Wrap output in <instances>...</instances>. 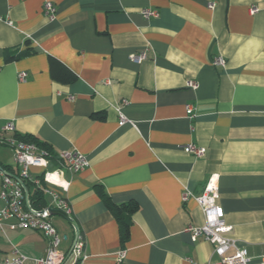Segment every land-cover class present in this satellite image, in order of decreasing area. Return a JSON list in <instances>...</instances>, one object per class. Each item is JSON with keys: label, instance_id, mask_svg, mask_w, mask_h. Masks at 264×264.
Listing matches in <instances>:
<instances>
[{"label": "crops", "instance_id": "1", "mask_svg": "<svg viewBox=\"0 0 264 264\" xmlns=\"http://www.w3.org/2000/svg\"><path fill=\"white\" fill-rule=\"evenodd\" d=\"M46 1L55 6L52 21L43 15ZM142 10L158 16L145 19ZM28 50L5 61L6 54ZM142 51L141 64L129 60ZM50 57L76 81L52 80ZM218 58L224 66L213 65ZM189 81L197 89H189ZM186 105L193 106L192 118ZM119 114L127 124L118 125ZM7 123L14 136L34 138L55 157L41 174L28 168L38 174H29L34 179L61 169L56 158L63 151L88 160L81 172L63 171L66 191L52 188L68 203L77 228L50 216L60 253L70 251L78 234L88 256L83 264H118L120 251L121 264L217 263L212 246L186 232L204 224L192 196L216 175L228 237L260 264L264 0H0V167L13 176L18 169L4 141L11 134L1 131ZM189 145L204 148V156L184 152ZM24 187L28 197L37 188ZM43 195L47 209H55ZM105 198L137 206L124 242ZM46 247L37 231L0 228V264L15 252L24 264H36Z\"/></svg>", "mask_w": 264, "mask_h": 264}, {"label": "built area", "instance_id": "2", "mask_svg": "<svg viewBox=\"0 0 264 264\" xmlns=\"http://www.w3.org/2000/svg\"><path fill=\"white\" fill-rule=\"evenodd\" d=\"M210 8L213 4H209ZM255 8L250 12L255 13ZM145 19H152L158 16L155 10H142ZM43 15L52 21L55 15V6L51 2H44ZM129 60L135 64H141L147 59V52L131 53ZM224 60L218 58L213 61L214 66H224ZM27 75L18 74V80L24 82ZM187 87L191 90L197 89L195 82H187ZM126 104V102H123ZM185 112L188 118L193 116V106L186 105ZM128 121L119 114L118 125L123 126ZM2 133L11 134L10 138H2L13 150L14 165L18 169L17 176H11L0 167V200L4 202V207L0 208V228L7 227L10 230L30 229L39 232L47 242L45 254L38 258L36 264H83L88 256L84 253V242L81 236L77 234L76 240L67 254L58 251L60 237L50 221L47 208L37 210L31 207L29 197L25 192L24 183L31 182L37 188H41L50 200L51 205L65 213H70V207L59 194L52 188L66 191L68 183L62 179L63 171L73 174L84 170L88 166V160L81 153L70 150L59 154V160L63 166L53 172H44L41 180L32 178L27 170L30 167L46 169L49 161L46 153L40 150L33 143H26L14 137V126L12 123L5 124ZM2 140V141H3ZM183 151L196 158H201L205 154L204 148H198L193 145L186 146ZM217 176L212 175L208 178L201 194L192 196L204 216V224L199 227H188L186 232L190 234L192 241L201 238L208 242L213 248V254L218 257V262L214 264H252L245 248H237L234 240L228 236L231 227L227 226L221 218L220 210L216 204L219 194L217 187ZM22 183L23 186L20 184ZM43 183V185H42ZM188 194H184L182 200L185 201ZM125 252L120 251L117 262L121 264L124 260ZM26 258L15 252L12 258H5L3 264H24ZM260 264H264V255L260 258Z\"/></svg>", "mask_w": 264, "mask_h": 264}, {"label": "trees", "instance_id": "3", "mask_svg": "<svg viewBox=\"0 0 264 264\" xmlns=\"http://www.w3.org/2000/svg\"><path fill=\"white\" fill-rule=\"evenodd\" d=\"M29 53L28 51L20 52L17 55L10 56L9 54L5 55V61L9 62L15 60L18 57L24 56ZM49 73L52 80L61 83V84H70L76 81V76L68 70L64 65L60 62L55 60L54 58H49ZM18 140L26 143H33L35 144L40 150H43L47 158L49 160H54L55 157L50 153L48 149H46L43 145L39 144L34 138L32 137H17ZM57 161H60L58 157L56 158ZM6 172L10 173L7 167H1ZM13 176H17L16 173ZM42 178V176H41ZM26 187H29V184L26 183ZM29 202L32 208L41 210L47 208V202L45 196L43 195L41 188H34L33 192L29 194ZM104 204L108 211L116 218L119 230H120V240L124 242L128 236V227L130 225L131 216L136 212L137 206L135 203H126L121 205H115L111 203L107 198L104 199Z\"/></svg>", "mask_w": 264, "mask_h": 264}, {"label": "water", "instance_id": "4", "mask_svg": "<svg viewBox=\"0 0 264 264\" xmlns=\"http://www.w3.org/2000/svg\"><path fill=\"white\" fill-rule=\"evenodd\" d=\"M20 184L23 186L22 183H20ZM25 192L28 195V192H27L26 189H25ZM48 212H49L50 216H52V215H58V216L64 218L77 231V228H76V225H75L74 221L69 216H67L65 213H63L62 211L56 210V209H48Z\"/></svg>", "mask_w": 264, "mask_h": 264}, {"label": "rangeland", "instance_id": "5", "mask_svg": "<svg viewBox=\"0 0 264 264\" xmlns=\"http://www.w3.org/2000/svg\"><path fill=\"white\" fill-rule=\"evenodd\" d=\"M40 170H38V174H41L43 169H40ZM29 174L32 176H33V174L38 175V174H36V172H32L31 170H29ZM54 218H56V217H54Z\"/></svg>", "mask_w": 264, "mask_h": 264}, {"label": "bare ground", "instance_id": "6", "mask_svg": "<svg viewBox=\"0 0 264 264\" xmlns=\"http://www.w3.org/2000/svg\"><path fill=\"white\" fill-rule=\"evenodd\" d=\"M49 216H50V214H49Z\"/></svg>", "mask_w": 264, "mask_h": 264}]
</instances>
